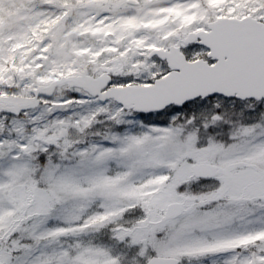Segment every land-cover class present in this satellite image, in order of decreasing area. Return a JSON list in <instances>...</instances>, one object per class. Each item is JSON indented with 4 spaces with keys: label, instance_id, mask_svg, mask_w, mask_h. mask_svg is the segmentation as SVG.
<instances>
[{
    "label": "snow or ice",
    "instance_id": "obj_1",
    "mask_svg": "<svg viewBox=\"0 0 264 264\" xmlns=\"http://www.w3.org/2000/svg\"><path fill=\"white\" fill-rule=\"evenodd\" d=\"M0 264H264V0H0Z\"/></svg>",
    "mask_w": 264,
    "mask_h": 264
}]
</instances>
